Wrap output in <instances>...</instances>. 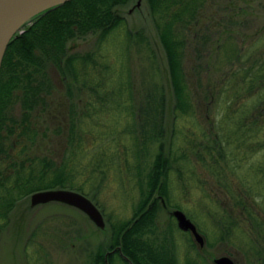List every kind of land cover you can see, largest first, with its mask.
I'll list each match as a JSON object with an SVG mask.
<instances>
[{"label":"trees","instance_id":"16d2710c","mask_svg":"<svg viewBox=\"0 0 264 264\" xmlns=\"http://www.w3.org/2000/svg\"><path fill=\"white\" fill-rule=\"evenodd\" d=\"M128 1L69 0L39 14L7 45L0 66V230L8 225L16 203L34 191L60 187L88 194L112 185L121 193L131 190L132 180L138 193L132 217L111 227L106 249L92 253L91 264H205L197 256L180 258L170 229L154 236L159 197L171 203L173 168H186L203 186L204 198L216 206L217 228L212 224L204 232L207 240L214 234L234 242L247 232L250 253H256L249 264H264V197L257 189L264 177L258 180L253 174V180H241L233 175L240 163L227 159L232 142L237 149L248 139L251 144L250 135L258 139V126L264 125V51L245 67L247 54L237 43L227 49L223 46L228 41L213 46L212 29L218 24L206 16L227 8L219 0H145L169 74L173 107L168 130L164 84L154 80L136 88L124 57L119 58L124 43L117 53L109 51L116 28H123L124 40L144 39L142 33L127 31L116 11ZM94 33L98 39L93 50H71L69 42ZM52 70L67 92L81 94L78 100L83 102L69 109L66 129L60 120L51 124L55 136L65 139L59 159L35 150L41 132L35 112L49 107L47 97L55 88ZM199 101L207 108H200ZM210 106L221 113L210 116ZM198 112L202 119L196 125L186 122ZM229 122L235 134L230 135ZM153 145L158 150L151 159ZM233 182L239 184L237 193ZM217 190L233 209L221 207Z\"/></svg>","mask_w":264,"mask_h":264},{"label":"rangeland","instance_id":"374dc122","mask_svg":"<svg viewBox=\"0 0 264 264\" xmlns=\"http://www.w3.org/2000/svg\"><path fill=\"white\" fill-rule=\"evenodd\" d=\"M220 1H218V4L220 6L221 4L227 5V8L222 9L223 12L219 15L206 16V18L212 19L215 24H218L215 30L212 29L214 35L213 46L228 41L223 46L226 48V46L231 45V42L237 43L243 49V52L247 54V57L242 60V64L245 63L244 65L247 67L254 60L260 58L262 51H264V0ZM229 8L233 12L232 14L226 13ZM116 11L124 17L127 31H130L133 35L142 33L144 39L139 41L133 37L128 40L125 36L126 39L124 40L120 35L124 32L123 28L119 30L116 28L109 38V51L117 53V50L119 51L121 47L120 43H124L119 58L124 57V67L130 69V77L136 88L142 87L143 83L148 84L149 81L155 82L154 80L164 84L166 98L165 122L166 128L169 130L172 121V91L169 86L165 54L152 23L147 3L145 0H129L126 4L116 7ZM203 18L205 19L204 16ZM224 28H226V31ZM218 35L221 36L217 37ZM97 39L96 33L87 34L69 42V45L72 51L86 52L96 47ZM209 62V68L213 70L214 57L213 59L210 57ZM255 65H258V63ZM51 74L55 88L51 96L47 97L49 107L46 112L44 110L47 105L35 112L36 122L41 123L40 131L46 132V134L49 133V136L48 138L44 137L39 132V142L35 150L36 153L56 158L57 154L64 149L65 139L64 136L62 138L58 135L55 136V127H52L51 124L60 120L61 125L66 129L64 119L69 109L79 107V105L81 107L83 102L80 103V100H78L81 94L75 91L67 92L66 84L57 72L52 70ZM198 104L200 108L201 106L203 108L208 106L203 101H199ZM250 104H248V107H250ZM206 111H210V116L217 112L221 113L220 110L217 111L216 108L211 106ZM14 112L16 119H19L21 117L19 105L16 106ZM199 118L202 119L198 112L197 118H189L190 122L187 119L185 120L187 123L195 124L197 119L200 121ZM232 123L230 125L229 122L228 125L230 135L235 134L234 124ZM258 131V139H255L253 133L250 135V138H253L251 144L248 139L241 149H237L238 147H235L237 144L233 142L229 146L230 153L227 159L234 158V164L240 163L237 169L238 174L233 175H239L241 180H253V174H256L258 180L264 177V125H259ZM247 133L245 135H249ZM166 139H168V135ZM18 147H22L21 143L20 146L18 144ZM156 150H158V147L153 145L150 150L151 159ZM251 151L253 152L250 153ZM25 152L27 151L24 149L21 154ZM245 153L247 154L245 155ZM18 157H21V155H18ZM236 160H240V162ZM81 161L83 162L84 159H81ZM173 169L177 173L172 172L171 176V203L167 202L166 197H159L154 236H161L170 229L176 252L180 258L187 256L196 259L194 256H197V259L199 258L198 260H201V262L204 261L205 264H216L214 259L220 256H229L233 259L234 264H249V261L252 260L251 256H255L256 253H250L252 249L248 245V239L250 238L248 233L245 231L246 233L242 236L239 235L234 242L228 236L218 238L214 234L207 240L204 232L211 230L212 224L217 228V223L214 221L216 219L214 214L216 213L213 212L216 206L212 205V200L204 198L207 194L202 190L203 186L191 178V174L188 173L186 168H182L180 171H177L175 167ZM199 172L201 170L198 168L197 173L199 174ZM111 186L98 191V193L94 189L88 194L75 190L96 203L103 214L105 222L103 228L97 227L81 210L64 203L52 201L33 206L30 204L29 195L19 200L10 213L8 225L0 230V264H91L90 255L102 247L106 249L110 240L111 227L119 225L123 220L132 217L134 202L136 200L138 202V199H136L138 193L132 180L131 190L127 188L125 192H117ZM231 188L233 192L237 193L236 190L239 188V184L233 182ZM257 189L261 191L263 198L264 185L260 184ZM217 192L223 200H221V207L227 210L233 209V204L225 198L222 192L219 190ZM174 209L182 210L194 224L195 221L200 224L199 228L202 230H199L196 224L195 226L203 238L202 244L195 240L192 232L178 227L177 221L172 215ZM261 247L264 255L263 244Z\"/></svg>","mask_w":264,"mask_h":264},{"label":"water","instance_id":"95a60500","mask_svg":"<svg viewBox=\"0 0 264 264\" xmlns=\"http://www.w3.org/2000/svg\"><path fill=\"white\" fill-rule=\"evenodd\" d=\"M69 0H0V66L9 42L23 28L42 12ZM31 205L45 204L56 201L72 206L84 212L97 227H104V219L100 209L84 194L71 189L53 188L36 191L29 196ZM172 215L182 230L192 232L200 244L203 238L195 224L180 209H174ZM216 264H234L228 256L214 259Z\"/></svg>","mask_w":264,"mask_h":264}]
</instances>
